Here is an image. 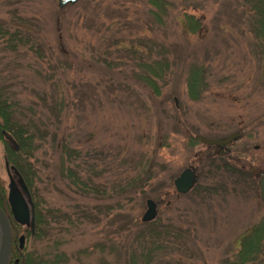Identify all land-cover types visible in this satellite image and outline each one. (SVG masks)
<instances>
[{
	"label": "rangeland",
	"instance_id": "obj_1",
	"mask_svg": "<svg viewBox=\"0 0 264 264\" xmlns=\"http://www.w3.org/2000/svg\"><path fill=\"white\" fill-rule=\"evenodd\" d=\"M160 1L0 0V25L22 38L13 48L0 38L1 92L13 117L39 133L27 157L31 188L43 207L71 217L34 244L20 225L29 235L19 230L22 246L10 248L49 252L57 239V264H222L264 216L249 170L264 172V0ZM192 19L199 26L189 31ZM161 56L155 93L141 76ZM238 131L215 158L194 139ZM189 165L197 181L177 193L172 181ZM66 167L92 190L73 185ZM146 198L156 202L153 224L140 221ZM149 228L164 248L143 244Z\"/></svg>",
	"mask_w": 264,
	"mask_h": 264
},
{
	"label": "trees",
	"instance_id": "obj_2",
	"mask_svg": "<svg viewBox=\"0 0 264 264\" xmlns=\"http://www.w3.org/2000/svg\"><path fill=\"white\" fill-rule=\"evenodd\" d=\"M149 4H151L154 8H161L162 2L160 0H147ZM263 4V3H262ZM263 5L259 8V13L261 17L264 19V7ZM158 12V11H157ZM157 12H152L156 17L159 16ZM188 26L189 31H194L198 26L199 22L197 20H190ZM264 28V25L261 24ZM262 28V29H263ZM7 35V37H5ZM6 45L13 48L14 41H22L21 37L17 36L15 31H9L7 27L0 25V38H3ZM156 58V57H155ZM145 71L147 75L141 76L143 82L150 85L151 88H154V92H158V85H156L152 79L155 80L160 79L163 74L164 69L167 67V59L164 56L156 58L150 61L148 64H145ZM197 71L195 69L190 70V74L188 76V94L191 98H195L198 94L197 86H199L197 79ZM12 111L8 109V104L6 103L5 98L1 92L0 87V130L10 133V135L16 141L18 146L17 150H9L8 153V161L14 168L18 171L23 181L25 182L31 196L33 197V212H34V228L33 234L31 238V244H34L40 240H45L50 238L51 232L53 230H57V227H60L62 219L66 223L71 222V217L65 212L60 211L54 207H43L44 203L42 198H37L32 191L31 186L33 185V178L35 176V170L32 165L27 161V157H29L33 149L35 147L34 140L35 136L39 135L38 130L35 128L34 131L28 129V127L21 123L19 120L15 119L11 114ZM1 137V134H0ZM67 176L70 178V182L79 188L80 191H84V193L90 192L91 186L89 184L83 183L75 171L71 168L66 167ZM5 189L0 184V207L3 210H7L8 206L4 198ZM3 196V197H2ZM36 197V198H35ZM3 198V199H2ZM81 216L84 218H91L92 215L89 210H81ZM9 219L10 215L8 216ZM150 224H153L154 221H150ZM10 228L11 235L13 239L17 236L19 230H23L25 232V236L29 235L27 229H23L20 225L16 224L12 219L10 220ZM50 233V234H49ZM144 236L143 244L147 245L150 251L155 249L164 248L163 246L165 240L160 238V232L157 229L149 228L142 232ZM147 237V239L145 238ZM54 250L49 252H38L35 246H32L31 249L22 251L11 247L10 248V256L7 264H57L65 260V255L62 251L58 250L57 239H53ZM18 257L16 263H14L13 258ZM262 257H264V216H262L259 221L253 224L250 229L244 231L237 239V250L231 255V257L225 259L222 264H249L255 261H261Z\"/></svg>",
	"mask_w": 264,
	"mask_h": 264
},
{
	"label": "water",
	"instance_id": "obj_3",
	"mask_svg": "<svg viewBox=\"0 0 264 264\" xmlns=\"http://www.w3.org/2000/svg\"><path fill=\"white\" fill-rule=\"evenodd\" d=\"M58 7L66 4H72L77 0H56ZM5 138L13 146L14 150L18 146L12 139L11 135L4 132ZM240 137V132H233L229 135L219 138H206L201 135H195L194 139L202 144H213L214 151L217 149V155H223L228 150V145ZM224 148V149H223ZM11 167V166H10ZM12 176L9 174V181L7 184V204L11 219L18 225L25 226L32 233L34 228V213L33 203L31 201L30 192L23 181L18 171L11 167ZM250 172L257 177V188L260 200L264 203V172L256 171L254 167H250ZM198 174L196 173V166L189 165L183 168L173 179L172 184L174 191L180 194L188 192L197 181ZM145 209L140 216V221H152L156 214V202L150 198L145 199ZM23 237H18L19 248L22 246ZM11 244V228L10 222L2 208L0 207V264H6ZM17 261V259H15Z\"/></svg>",
	"mask_w": 264,
	"mask_h": 264
},
{
	"label": "flooded vegetation",
	"instance_id": "obj_4",
	"mask_svg": "<svg viewBox=\"0 0 264 264\" xmlns=\"http://www.w3.org/2000/svg\"><path fill=\"white\" fill-rule=\"evenodd\" d=\"M4 131L3 129L0 130V134H1V137H0V143L2 144V149H3V156H2V165H3V169H4V172H5V175L7 177V184H8V181H9V174L10 176H12V169L11 167H13L9 161H8V153H9V150L13 149V146L10 142H8V140L5 138L4 136ZM206 148H207V153H206V157L208 158H215V157H220V156H216L214 155V145L213 144H208V145H205ZM229 146L230 144L228 145V150L225 152L228 153L229 152ZM224 149V148H223ZM11 166V167H10ZM196 170H197V166H196ZM197 173V171H196ZM6 194H7V185H6V191H5V194H4V198H5V201L7 203V199H6ZM3 197V196H2ZM3 199V198H2ZM8 206V204H7ZM3 210V209H2ZM4 213L6 214V216L8 217L10 215V212H9V207L7 210H3ZM34 213V212H33ZM11 218V216H10ZM9 219V218H8ZM11 219H9V222H10ZM18 240V235L16 236V238H12V235H11V244L10 246L14 243L15 244V241ZM19 247V245L17 246ZM8 259H9V256H8ZM7 259V261H8ZM16 259V258H15ZM13 259L14 263H16L17 261ZM18 259V258H17ZM7 264V262H6Z\"/></svg>",
	"mask_w": 264,
	"mask_h": 264
}]
</instances>
